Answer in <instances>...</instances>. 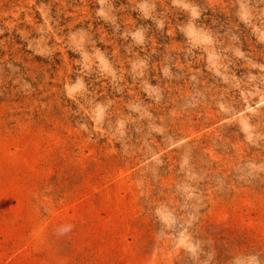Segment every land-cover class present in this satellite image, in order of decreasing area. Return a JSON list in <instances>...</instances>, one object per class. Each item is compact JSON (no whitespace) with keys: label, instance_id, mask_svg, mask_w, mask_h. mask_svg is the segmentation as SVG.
Returning a JSON list of instances; mask_svg holds the SVG:
<instances>
[{"label":"rangeland","instance_id":"rangeland-1","mask_svg":"<svg viewBox=\"0 0 264 264\" xmlns=\"http://www.w3.org/2000/svg\"><path fill=\"white\" fill-rule=\"evenodd\" d=\"M0 264H264V0H0Z\"/></svg>","mask_w":264,"mask_h":264}]
</instances>
